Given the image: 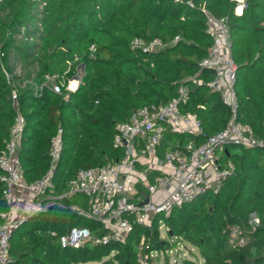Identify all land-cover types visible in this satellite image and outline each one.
I'll return each mask as SVG.
<instances>
[{"label": "trees", "instance_id": "16d2710c", "mask_svg": "<svg viewBox=\"0 0 264 264\" xmlns=\"http://www.w3.org/2000/svg\"><path fill=\"white\" fill-rule=\"evenodd\" d=\"M246 3L236 13L235 0H0V152L17 115L14 87L25 118L19 162L26 181L48 171L51 140L63 127L64 149L54 173L57 193L68 190V181L81 168L121 159L124 149L114 145L116 124L145 105L170 102L181 84L190 91L181 111L200 119L207 135L226 128L231 110L211 91L213 70L199 65L213 42L205 10L227 19L237 65L238 116L264 139V0ZM135 38L160 39L165 46L146 51L132 46ZM80 68L82 80L75 91L56 93L46 87L36 94L49 75L65 74L68 80ZM203 139L204 134L167 127L158 153L162 157L176 149L177 141L184 145ZM221 162L232 171L219 192L157 215L154 232L127 213L131 230L124 242L62 247L59 236L74 226L95 233L108 228L72 208H86L88 200L78 199L80 194L61 198L64 206L48 207L17 224L11 237L12 264H138L137 244L143 237L149 249L166 247L159 239L160 218L168 235L199 250L196 259L183 258L182 264H264V147L227 145ZM138 187L139 194L146 190ZM9 209L0 180V212ZM253 212L260 218L255 230L248 225ZM232 223L246 230L248 245L228 243Z\"/></svg>", "mask_w": 264, "mask_h": 264}, {"label": "built area", "instance_id": "2783aa9c", "mask_svg": "<svg viewBox=\"0 0 264 264\" xmlns=\"http://www.w3.org/2000/svg\"><path fill=\"white\" fill-rule=\"evenodd\" d=\"M235 1V12L241 13L247 5L246 0ZM205 12L213 42L199 65L214 72L209 85L211 91L217 92L231 110L228 125L217 133L207 135L200 119L181 111L180 106L190 97L189 88L184 84L179 86L176 97L170 102L145 105L136 110L128 121H119L116 124L114 145L123 147L124 156L114 162L81 168L77 175L68 181V190L58 199H53L58 200L55 204L64 206L61 198L74 194L86 195V208L80 205H73L72 208L89 218L103 222L108 229L103 233H95L89 227L74 226L59 236L62 247L124 242L131 230L127 213H134L137 222L150 227V222L152 223L157 215L166 216L175 206L191 202L211 191L219 192L232 171V167L221 162V152L227 145L264 147V139H258L252 127L238 116L237 65L233 58L234 42L227 19L218 18L206 10ZM132 46L153 51L163 48L165 44L160 39L146 42L135 38ZM90 49L95 50V45L92 44ZM82 75V68L68 80L65 74L49 75L47 81L37 87L36 94H42L46 87H51L56 93H62L63 88L75 91ZM6 76L14 87L12 75L6 72ZM12 99L17 115L11 127V134L0 152V180L4 184V197L10 204L9 210L0 212V264H12L15 261L11 253V237L17 224L34 215V211H44L53 206L47 201L43 202V199L50 193H57L54 173L64 149L63 127H59L51 140L48 171L39 179L26 181L19 162L25 118L16 104L18 92L15 87ZM167 127L180 133L204 134L205 139L200 143L189 141L184 145L177 141L176 149L160 157L158 148ZM139 184L144 185V192L149 194V200L143 206L139 205L144 200L143 192L139 194ZM29 210L32 212H28ZM14 211L21 212L20 221L14 219ZM158 223L164 225L162 218ZM248 225L251 230L260 226L257 213L250 214ZM227 231L228 243L232 247H244L250 243V236L241 224H229ZM149 245L144 237L137 244L138 264H153L152 258L158 257V250L149 249Z\"/></svg>", "mask_w": 264, "mask_h": 264}, {"label": "rangeland", "instance_id": "374dc122", "mask_svg": "<svg viewBox=\"0 0 264 264\" xmlns=\"http://www.w3.org/2000/svg\"><path fill=\"white\" fill-rule=\"evenodd\" d=\"M66 92H69V90H66ZM61 194L62 193H50L49 196H46L47 198H45V200L48 203H50V205H53V206L58 205V204H55L58 200L56 201L53 199H58V197H60ZM82 198L88 200V197L86 195L80 194L78 199H82ZM28 212H32V211L29 210ZM37 212L38 211H34L33 213H37ZM21 215H22L21 212H19V214L14 215V219L18 221ZM38 218L40 217L38 216V217L32 218L30 222L25 224V228L31 227L37 221ZM151 224L152 223L150 222V225ZM150 227H151L152 232H154V229H153L154 226L151 225ZM158 229L160 231L159 239L166 241V247L165 249L161 251H157V253L159 254H158V257L154 256L152 258L153 264H182L183 258H193V259L197 258V256L199 255L198 248L190 244L184 243L178 237L168 235L167 229L164 225H159ZM84 264H95V262H88Z\"/></svg>", "mask_w": 264, "mask_h": 264}, {"label": "water", "instance_id": "95a60500", "mask_svg": "<svg viewBox=\"0 0 264 264\" xmlns=\"http://www.w3.org/2000/svg\"><path fill=\"white\" fill-rule=\"evenodd\" d=\"M143 195H144V200H143L142 202L139 203L140 206H143V205L149 200V194H148V193L143 192ZM35 214H36V213H35ZM32 216H33V215H32ZM32 216H31V217H32ZM31 217H29V218H31ZM29 218H27L26 221H27Z\"/></svg>", "mask_w": 264, "mask_h": 264}, {"label": "crops", "instance_id": "0c3cea01", "mask_svg": "<svg viewBox=\"0 0 264 264\" xmlns=\"http://www.w3.org/2000/svg\"><path fill=\"white\" fill-rule=\"evenodd\" d=\"M14 210H17V209H14ZM19 212H20V211H14V213H15L14 215L19 214Z\"/></svg>", "mask_w": 264, "mask_h": 264}]
</instances>
